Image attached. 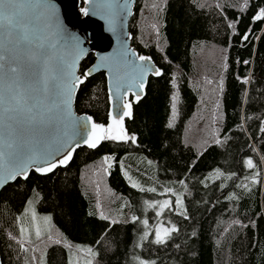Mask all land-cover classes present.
<instances>
[{
	"label": "trees",
	"instance_id": "obj_1",
	"mask_svg": "<svg viewBox=\"0 0 264 264\" xmlns=\"http://www.w3.org/2000/svg\"><path fill=\"white\" fill-rule=\"evenodd\" d=\"M262 9L264 0H137L132 44L162 74L150 77L142 101L131 98L129 139L79 148L67 167L2 189L3 264H69L71 244L92 246V264H264ZM94 61L88 55L81 74ZM109 109L100 72L81 85L76 110L107 125ZM147 194L174 199L167 215L177 228L139 247ZM31 202L53 230L26 241L24 253ZM109 209L122 218L109 219Z\"/></svg>",
	"mask_w": 264,
	"mask_h": 264
},
{
	"label": "water",
	"instance_id": "obj_2",
	"mask_svg": "<svg viewBox=\"0 0 264 264\" xmlns=\"http://www.w3.org/2000/svg\"><path fill=\"white\" fill-rule=\"evenodd\" d=\"M42 2L46 7L29 11L28 15L33 18L34 40L35 37H39L40 40L36 42H42L45 45V51L52 56L51 67L63 62L81 79H84L85 73L91 70V74L84 79V82L104 72L110 99L107 125L97 122L88 113H79L76 110L77 95L83 82L72 94L70 112L67 115L54 113V120L47 134L34 137L30 129L23 125L18 126L19 133L16 137L18 141L37 139L38 147L51 154L48 156L49 161L58 165L50 172L53 173L59 167H67L79 148H89L83 142L87 131L90 130V123L87 128L84 127L85 117H91L93 122L107 127L111 123V115H116L119 119L127 110L123 105L130 103L131 116L123 118V126L128 135L126 121L133 116L134 112L131 98H134L135 102L142 101L146 96L150 77L160 76L154 73L159 70L162 74V69L150 55L139 53L132 44L130 21L135 14L137 0H42ZM52 43L56 47L48 48V45ZM90 54H94L95 61L84 74H81V65ZM140 56L150 59L140 61L138 59ZM73 63L74 68H71ZM141 83L144 84L143 88L139 87ZM137 96H140L139 100L136 99ZM8 123V121L0 122V139L7 138L8 129L5 125ZM73 124L82 135L70 134L66 126ZM103 141L96 148L89 149H97ZM0 150L7 151L6 148H0ZM69 151H71L72 159L67 165H59L58 161L63 159ZM12 166L13 161L9 157L0 161V192L16 179H25L22 175L16 176L15 179L8 178V172ZM33 171L36 172L34 167L29 168L27 178ZM0 264H3L1 254Z\"/></svg>",
	"mask_w": 264,
	"mask_h": 264
},
{
	"label": "snow or ice",
	"instance_id": "obj_3",
	"mask_svg": "<svg viewBox=\"0 0 264 264\" xmlns=\"http://www.w3.org/2000/svg\"><path fill=\"white\" fill-rule=\"evenodd\" d=\"M245 2L247 3V0ZM44 7L46 5L42 0H0V74H2L0 75V122H9L5 125L8 129L7 138L0 139V148L7 149V151L0 150V161L6 157L13 161V166L8 172L10 179H15L18 175L27 179L31 167H34L38 173L47 174L58 166L57 163L49 161L50 153L38 147L39 140L32 138L18 141L16 138L19 133L18 126L23 125L30 129L34 137L47 134L52 126L54 113L67 115L70 112L74 90L91 74L89 70L85 73L84 79H81L63 62L51 67L52 56L45 51L42 42H36L40 40L39 37H35L34 40L33 18L28 15L29 11ZM262 17H264V9L256 19ZM55 47L54 43L48 45V48ZM138 59L147 61L150 58L140 56ZM71 68H74V63ZM154 74L161 75L159 70ZM139 87L143 88L144 84L141 83ZM136 99L139 100L140 96ZM123 107L127 110L119 119L116 115L110 114L111 123L107 127L93 122L91 117L84 118L85 128L90 123V130L83 140L89 148H96L105 139H129L123 126V118L131 116V104L125 103ZM66 127L72 136L82 135L74 124ZM131 139L134 140L135 137ZM71 159L72 155L69 151L58 161V164L67 165ZM110 159L111 157H105L106 161ZM247 163L249 167H253L251 160ZM167 205L166 201L162 207ZM102 218L107 219L103 216ZM163 232L167 235L169 229H163ZM36 235L39 237V229ZM156 242H163L159 231ZM88 251L91 252V249Z\"/></svg>",
	"mask_w": 264,
	"mask_h": 264
},
{
	"label": "rangeland",
	"instance_id": "obj_4",
	"mask_svg": "<svg viewBox=\"0 0 264 264\" xmlns=\"http://www.w3.org/2000/svg\"><path fill=\"white\" fill-rule=\"evenodd\" d=\"M149 14L152 16L153 13ZM172 101V112H171V122H174L178 115V93L176 92L173 96ZM218 106V104H217ZM200 130V127H199ZM195 138L193 135L192 138ZM129 175L128 172L126 173ZM168 202L166 207H162L165 202ZM172 197L170 198H150L147 195H142L141 201V219L140 223L144 229V234L141 236L140 240L137 242L139 247L142 245L144 239L148 238L150 235L152 239L156 242L157 232L163 237V242H165L170 235L173 233V228L176 230L177 226L175 222H172L169 215H167V210L173 208ZM154 205V206H153ZM108 217L111 220L121 219L122 216L118 215L116 211L108 210ZM146 222V223H145ZM37 229H39V237L51 232L53 230V225L49 215H41L36 211L34 202H31L29 208L25 214V218L21 223V237L23 238L24 253H27L31 247L26 241H30L34 238H38L36 235ZM163 229H169L167 235L164 234ZM91 249V252L88 250ZM32 254V253H31ZM95 257V250L90 245L86 244H71L69 264H92L93 258Z\"/></svg>",
	"mask_w": 264,
	"mask_h": 264
}]
</instances>
